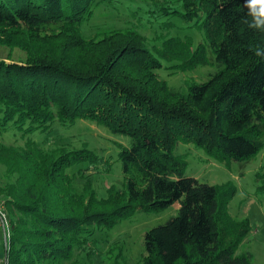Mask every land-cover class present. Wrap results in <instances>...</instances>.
Listing matches in <instances>:
<instances>
[{
  "label": "trees",
  "instance_id": "obj_1",
  "mask_svg": "<svg viewBox=\"0 0 264 264\" xmlns=\"http://www.w3.org/2000/svg\"><path fill=\"white\" fill-rule=\"evenodd\" d=\"M170 1L0 0V134L13 126L27 136L0 143V264H93L96 232L174 203L176 215L144 233L138 264H252L250 252L237 253L249 226L228 212L234 187L184 175L173 151L190 143L227 165L264 147V57L253 51L264 32L248 27L244 0H183L203 42L148 40L143 28ZM120 14L123 24L110 22ZM162 60L214 71L179 90L159 76ZM79 119L129 139L119 144L123 180L105 199L89 181L76 186L82 169L67 171L98 160L93 152L30 137ZM255 178L264 192V169ZM121 256L104 264H124Z\"/></svg>",
  "mask_w": 264,
  "mask_h": 264
},
{
  "label": "rangeland",
  "instance_id": "obj_2",
  "mask_svg": "<svg viewBox=\"0 0 264 264\" xmlns=\"http://www.w3.org/2000/svg\"><path fill=\"white\" fill-rule=\"evenodd\" d=\"M159 1L162 2V0ZM184 3L183 0H171L166 12L161 11L160 15L151 17L152 23H146L142 30L146 33L147 39L152 41V38L156 37L188 38L192 41L193 47L203 42L204 34L196 28L195 18L193 20L185 18L187 9ZM126 17L120 14L110 22L116 21L123 24ZM7 49L0 46V55H6ZM13 51L17 56H21L17 49ZM162 63V68L158 70L159 76L169 86L179 90H185V82L199 83L206 79L207 74L214 71L212 65H203L181 72L170 67L174 62L162 60ZM26 137H23L21 132L13 126H9L0 134V143L20 146ZM30 137L38 143H43L45 147L65 144L69 149L86 148L96 155L98 160L81 162L67 170L70 173L73 170L82 169L83 178L76 179L78 188L85 181H89L96 197L105 199L109 189L120 187L123 177L118 160L119 144L127 146L129 144L127 137L113 135L91 121L83 119L77 120L72 125L54 124L46 130L31 134ZM173 154L181 162L184 175L208 184L234 187L235 193L228 203V212L235 221L245 218L249 226V232L239 245L237 253L248 251L252 255V264H264V192H257L255 178L256 172L264 169V147L247 161L231 162L227 165L211 159L202 148L190 143H179ZM3 173L4 170L0 166V179ZM177 211L178 204L174 203L162 211L134 212L113 227L96 232L92 237L96 238L99 244L100 254L99 258L94 257L93 264L101 263L102 260V264L106 261L110 262L116 253H121L124 264H138L143 252L144 233L151 227L166 222L176 215ZM2 243L0 222V257ZM116 244L121 248L115 250Z\"/></svg>",
  "mask_w": 264,
  "mask_h": 264
},
{
  "label": "clouds",
  "instance_id": "obj_3",
  "mask_svg": "<svg viewBox=\"0 0 264 264\" xmlns=\"http://www.w3.org/2000/svg\"><path fill=\"white\" fill-rule=\"evenodd\" d=\"M244 7L247 9L246 20L248 27L255 31L264 32V0H244ZM253 51L255 55L264 57V46L257 44Z\"/></svg>",
  "mask_w": 264,
  "mask_h": 264
},
{
  "label": "water",
  "instance_id": "obj_4",
  "mask_svg": "<svg viewBox=\"0 0 264 264\" xmlns=\"http://www.w3.org/2000/svg\"><path fill=\"white\" fill-rule=\"evenodd\" d=\"M1 222V230H2V235H3V244H4V252H6L7 249V234H6V228L4 221L0 219Z\"/></svg>",
  "mask_w": 264,
  "mask_h": 264
},
{
  "label": "built area",
  "instance_id": "obj_5",
  "mask_svg": "<svg viewBox=\"0 0 264 264\" xmlns=\"http://www.w3.org/2000/svg\"><path fill=\"white\" fill-rule=\"evenodd\" d=\"M2 208H3L2 204H0V219H2L4 221L5 219H4V213H3V209Z\"/></svg>",
  "mask_w": 264,
  "mask_h": 264
}]
</instances>
